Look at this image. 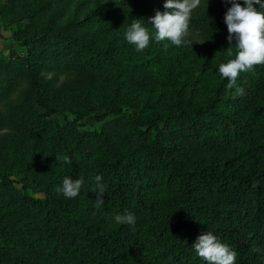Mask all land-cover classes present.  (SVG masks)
Here are the masks:
<instances>
[{"label": "trees", "instance_id": "trees-1", "mask_svg": "<svg viewBox=\"0 0 264 264\" xmlns=\"http://www.w3.org/2000/svg\"><path fill=\"white\" fill-rule=\"evenodd\" d=\"M63 1L39 2V24L25 0L1 5L29 21L12 32L26 51H0V264H207L192 247L207 231L234 264H264V64L238 75L243 95L219 73L231 3L200 0L176 46L148 23L164 0H73L57 21ZM90 114L111 116L79 128ZM65 177L84 181L75 198ZM126 212L134 225L115 222Z\"/></svg>", "mask_w": 264, "mask_h": 264}, {"label": "clouds", "instance_id": "clouds-1", "mask_svg": "<svg viewBox=\"0 0 264 264\" xmlns=\"http://www.w3.org/2000/svg\"><path fill=\"white\" fill-rule=\"evenodd\" d=\"M226 2L231 3V7L224 14V23L228 32L227 40L229 45H232L233 39L235 40L237 51L234 59L219 65L218 71L223 77L228 78L229 89L235 87L236 94L243 95L244 89L236 84L238 75L251 70L254 65L264 64V13L254 7L259 5L260 8H264V0H243V4L237 3L236 0H226ZM199 4L200 0H164L165 11L157 10L154 16L148 18V23L156 30L155 40L157 42L167 40L176 46L185 43L183 38L188 35L192 11ZM124 35L130 44L135 45L137 51L144 50L149 44V32L142 26L140 20H134ZM227 54L230 57L233 55L231 48L228 49ZM63 161L64 163L72 162L68 155L63 157ZM94 180L96 187L92 192L96 195V206L99 207L104 202L105 186L101 183V176H95ZM83 184L82 178L73 180L65 177L57 192L67 198H75ZM114 219L117 224H135V216L130 212L117 214ZM192 247L207 264H234L236 260V253L208 231L197 236Z\"/></svg>", "mask_w": 264, "mask_h": 264}, {"label": "rangeland", "instance_id": "rangeland-1", "mask_svg": "<svg viewBox=\"0 0 264 264\" xmlns=\"http://www.w3.org/2000/svg\"><path fill=\"white\" fill-rule=\"evenodd\" d=\"M10 0H0V51L3 55H8L11 50L15 53L25 52L27 46L21 44L18 39L13 38L12 32L15 28L22 27L24 23L28 22L29 19L22 18L11 22V19L15 18L21 11V8L11 9L10 7L2 9L1 5L6 4ZM42 0H25L26 4L22 11H29L30 9H39V2ZM73 0L63 1L53 6L49 11L51 17L55 20L60 21L71 9V3ZM34 22L39 24V10L36 11L33 18ZM73 114L69 111L54 112L50 115L51 119L58 122H63L65 118H71ZM111 114H106L102 119H96L93 114L86 115L78 120L79 128H98L103 120L110 117ZM17 177L16 175H13ZM19 185L18 183H16ZM28 192L35 196H40L39 192H33L31 189H27Z\"/></svg>", "mask_w": 264, "mask_h": 264}]
</instances>
